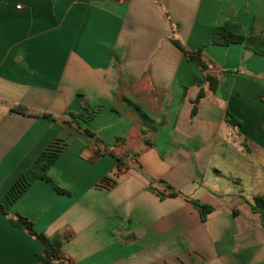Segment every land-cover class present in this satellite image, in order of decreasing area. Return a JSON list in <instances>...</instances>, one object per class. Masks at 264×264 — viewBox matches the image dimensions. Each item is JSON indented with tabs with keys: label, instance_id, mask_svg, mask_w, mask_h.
I'll use <instances>...</instances> for the list:
<instances>
[{
	"label": "crops",
	"instance_id": "1",
	"mask_svg": "<svg viewBox=\"0 0 264 264\" xmlns=\"http://www.w3.org/2000/svg\"><path fill=\"white\" fill-rule=\"evenodd\" d=\"M227 22L264 34V0H0V264H42L15 215L69 264H264V55Z\"/></svg>",
	"mask_w": 264,
	"mask_h": 264
},
{
	"label": "trees",
	"instance_id": "2",
	"mask_svg": "<svg viewBox=\"0 0 264 264\" xmlns=\"http://www.w3.org/2000/svg\"><path fill=\"white\" fill-rule=\"evenodd\" d=\"M210 43L219 45V46H229L232 44H245L247 50H250L254 54L264 55V34L257 33L251 34L250 36L246 37L242 32L240 25L233 22H227L222 26L216 27L211 35ZM192 60H194L197 65L202 69H206V65L201 60L199 53H192L190 55ZM207 83L208 89L210 92H214L218 80L213 75H207ZM203 96V92H200L198 95V99ZM44 118L50 119L49 116H43ZM226 121L231 125H239L238 122L232 118L228 113L225 115ZM76 129L78 132L85 137L93 140L94 142L100 143L99 140L96 139L95 135L87 128L82 127L79 123H76ZM111 156L115 157L117 160V166L121 165V159L115 156L112 152H108ZM49 163L45 162L42 164V173H45L48 169ZM44 181L51 182V180L46 177L44 174L40 176ZM54 190L58 193H65L63 190L55 186L51 183ZM166 197L175 198V197H183L185 200L189 201L194 208L198 211L200 220L202 222L206 221L207 216L214 210L212 206L204 203H200L196 200H188L185 196L181 193L173 190L169 185L165 187ZM251 211L253 213H257L260 217L261 224L264 227V196L255 197L253 200V204L250 205ZM0 212L3 213L2 208L0 207ZM235 213V212H234ZM11 224L23 229L26 234L34 239H36L42 246V253L39 255V259L42 264H69V261L63 259L60 254V247L64 241L63 236L56 235L52 238H47L41 233H37L34 228L33 224L28 221L27 219L15 215L13 218L9 220Z\"/></svg>",
	"mask_w": 264,
	"mask_h": 264
},
{
	"label": "rangeland",
	"instance_id": "3",
	"mask_svg": "<svg viewBox=\"0 0 264 264\" xmlns=\"http://www.w3.org/2000/svg\"><path fill=\"white\" fill-rule=\"evenodd\" d=\"M79 124H80V123H79ZM80 125H81V124H80ZM81 126H82V125H81ZM82 127H83V126H82ZM234 151H235L234 153H235L236 156L239 155V157H243V154L241 155L238 151H236V150H234ZM51 159H52V158H51V155L47 154L46 157H45V162L49 163V162L51 161ZM258 169H259V168H257V166H256V167H255V171H254L255 173H254V174H255V176H258V177H259V173H260V172L258 171ZM261 172L263 173V171H261Z\"/></svg>",
	"mask_w": 264,
	"mask_h": 264
},
{
	"label": "built area",
	"instance_id": "4",
	"mask_svg": "<svg viewBox=\"0 0 264 264\" xmlns=\"http://www.w3.org/2000/svg\"><path fill=\"white\" fill-rule=\"evenodd\" d=\"M118 1L122 2L123 0H118Z\"/></svg>",
	"mask_w": 264,
	"mask_h": 264
}]
</instances>
